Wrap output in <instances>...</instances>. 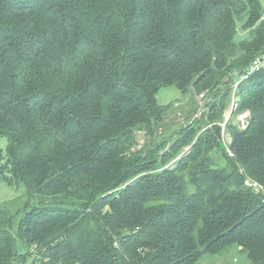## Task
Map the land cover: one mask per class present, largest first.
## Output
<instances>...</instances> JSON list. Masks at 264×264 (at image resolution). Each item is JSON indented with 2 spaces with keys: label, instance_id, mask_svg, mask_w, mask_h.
Listing matches in <instances>:
<instances>
[{
  "label": "trees",
  "instance_id": "1",
  "mask_svg": "<svg viewBox=\"0 0 264 264\" xmlns=\"http://www.w3.org/2000/svg\"><path fill=\"white\" fill-rule=\"evenodd\" d=\"M263 53L264 0H0V182L27 188L0 205V264H197L233 244L264 264V197L244 186L264 185V71L239 85L234 157L219 105L196 141L136 150L173 106L161 89L228 91Z\"/></svg>",
  "mask_w": 264,
  "mask_h": 264
},
{
  "label": "rangeland",
  "instance_id": "2",
  "mask_svg": "<svg viewBox=\"0 0 264 264\" xmlns=\"http://www.w3.org/2000/svg\"><path fill=\"white\" fill-rule=\"evenodd\" d=\"M245 33L240 30L239 38L244 37ZM236 77V75H235ZM192 92L188 96H183L182 92L175 86H170L163 88L157 94V102L161 106L171 107L170 112L162 119V121L155 124L157 134L154 136L147 135L146 132H137V147L136 150H142L143 147L150 146L152 141L155 140L157 144H161L162 147L158 154V157L168 154L171 151V145L181 136L182 129H186L192 125L200 127L197 137L202 133L210 131L214 127L215 123L211 122V110L215 105H219L216 109V113L219 115V120L217 125L221 129V135L219 141L225 148L226 145H232V138L230 132L227 131L228 123L232 122V125L236 126L240 131H245L250 124L252 118V112L250 110H245L234 116L236 110V101L238 98L239 88L236 86V81H233L230 89L224 86L216 91H203V92ZM224 95L225 109L221 110L220 105L222 100L219 95ZM219 103V104H218ZM247 125V127H246ZM246 127V128H245ZM245 128V129H244ZM0 146L4 145L0 143ZM180 151L178 152V157L184 156L191 150L190 145L178 144ZM216 152V151H215ZM177 160L171 159L166 163L167 167L174 166ZM27 188L25 184H21L18 187L10 186L6 181L0 182V205L10 203L11 201L17 199L16 203L12 205V211H18L27 201L25 195ZM42 255L45 253V249L40 251ZM39 253V254H40ZM41 255V254H40ZM32 256L28 258L25 264H32ZM197 264H250L246 254L242 253L237 246L233 244L226 252L218 255H207Z\"/></svg>",
  "mask_w": 264,
  "mask_h": 264
},
{
  "label": "built area",
  "instance_id": "3",
  "mask_svg": "<svg viewBox=\"0 0 264 264\" xmlns=\"http://www.w3.org/2000/svg\"><path fill=\"white\" fill-rule=\"evenodd\" d=\"M264 71V53L257 56L256 59L251 63V65L247 68V70L240 76L236 75V86L239 88V85L242 81L249 79L251 76ZM247 127V125H246ZM245 127V128H246ZM244 128V129H245ZM226 152L228 153L229 157H234V153L231 151L230 146L226 145L225 146ZM242 173H244L243 170H241ZM245 180H244V186L254 192H258L263 195L264 197V185L261 184L259 181L247 176L245 173ZM36 249L32 250V259L33 263L32 264H42V253H40ZM47 261V259L45 260Z\"/></svg>",
  "mask_w": 264,
  "mask_h": 264
},
{
  "label": "crops",
  "instance_id": "4",
  "mask_svg": "<svg viewBox=\"0 0 264 264\" xmlns=\"http://www.w3.org/2000/svg\"><path fill=\"white\" fill-rule=\"evenodd\" d=\"M202 260V259H201Z\"/></svg>",
  "mask_w": 264,
  "mask_h": 264
}]
</instances>
